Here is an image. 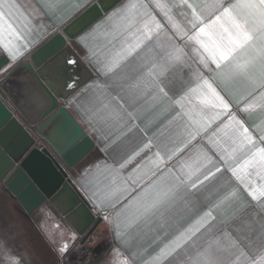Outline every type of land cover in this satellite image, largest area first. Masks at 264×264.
Listing matches in <instances>:
<instances>
[{"label": "crops", "instance_id": "0c3cea01", "mask_svg": "<svg viewBox=\"0 0 264 264\" xmlns=\"http://www.w3.org/2000/svg\"><path fill=\"white\" fill-rule=\"evenodd\" d=\"M96 1L62 0L59 7L48 11L43 7V0H11L18 5L14 23L20 30L21 36L18 40H13V43L20 49L21 54L16 61H12L0 48V59L5 58L6 63L3 68L7 69L0 70V80ZM125 2L126 0H122L75 39L69 41L87 65L91 77L61 101V105L69 111L94 142L89 154L70 170V177L79 193L89 203L95 219L101 218V220L90 236L81 243L82 236L51 204L44 203L31 214H26L16 199L3 194L0 190V264H86L88 262L115 264L117 251L122 254L121 258H131V253L135 252L134 264H144L169 239L189 225H194L213 204L218 205L213 209L214 227L211 233L203 235L199 242L201 247L210 240L222 237L226 231L233 238L243 239L244 243L252 242L253 248L259 247L264 242V201L260 203L253 201L245 187L227 170L230 166H234L236 159H239V153L231 164H225L220 160L222 149L230 150L224 134L217 132V128L222 126V122H226L227 117L222 116L220 120L208 126L207 122L194 124L193 120L184 115L191 113L194 120L200 119L195 115L200 111L199 100L191 91L199 84L198 77L194 75L195 70L203 72L210 82L220 83L215 71L204 70L197 63L198 54L191 51L192 43L189 42L184 46V42L174 36L164 17L153 9L157 19L164 25L161 40L166 41L165 33L173 36L176 43L184 47L187 54L186 63L191 65L194 71H189L187 67L169 71L160 81L167 93L166 98L154 100L149 91L134 105L130 101L132 89L129 86L136 83L146 71L141 65L146 62L151 64V54L144 52L139 56L130 57L114 71L105 74L104 64L120 48L119 40L112 41L110 37L104 35V28L107 27L104 24L105 17ZM77 5L82 6L77 7ZM178 11L174 10V13L177 21L182 23L183 18L178 15ZM28 21H31L30 26ZM102 24L104 27L92 36H88L97 25ZM210 67L215 68L214 65ZM50 74L53 83L59 86L64 94L71 84L70 74L65 66L61 63L55 65L51 68ZM13 85L11 82V86ZM16 89L19 92H16V102L21 101V107L26 106L34 113L39 105L34 99L33 92L26 89L22 83L18 84ZM14 94L12 90V97ZM226 99L230 103L231 113L236 115L246 127L256 131L264 128V112L259 108H252L247 112L241 110L244 106L242 92L229 87ZM177 101L179 103H176ZM104 103L108 104L109 109L123 105L127 113H132L129 122L115 123L111 120L102 122L94 118L92 114ZM9 104H12L11 107L21 122L29 127L27 120L13 103ZM125 119L128 120V117L125 116ZM129 127L133 129L130 132ZM66 132L60 119L54 121L48 129V133L53 137L66 138ZM148 141H152L154 145H167L168 149L173 151L177 148L182 149L176 152L171 160H167L165 155L166 162L160 166L162 169H172L174 174L182 165H191L195 168L198 164H203L206 156L212 160V164L207 165L208 167L214 170L213 166L217 165L222 170L210 182H206V186L199 190L198 195L193 197L190 203L181 204L170 213L163 229L154 231L144 224H139L125 231L123 223L135 210V205L124 212L122 210L149 182L151 172L154 170L148 158L153 157L157 151L155 146L150 150L140 151L139 155L134 156V153ZM133 156L126 167L123 169L119 167ZM254 182L260 183L255 178ZM125 188L128 191H125ZM232 192H235V196H229ZM117 199L119 202L113 207L112 202ZM118 212H122L119 218L116 215ZM105 216L109 218L108 221L103 219ZM117 219L121 221L124 233L120 239L114 234V224ZM129 238H131L130 246L126 247L122 241ZM224 242L222 239L221 243ZM64 244H67L68 248L66 252L61 253L59 249ZM102 253L103 256L98 258L97 256ZM95 257L98 259L95 260ZM171 264H177V261L173 260ZM179 264H186V257H181Z\"/></svg>", "mask_w": 264, "mask_h": 264}, {"label": "snow or ice", "instance_id": "6c2138e0", "mask_svg": "<svg viewBox=\"0 0 264 264\" xmlns=\"http://www.w3.org/2000/svg\"><path fill=\"white\" fill-rule=\"evenodd\" d=\"M61 2L62 0H43V7L52 11L59 7ZM80 6L82 5H77ZM153 9L164 17L174 36L183 41L184 46L192 43L191 51L198 54L197 63L204 70L215 71L220 80L219 84L210 82L203 72L194 71L191 65L186 63L187 54L184 47L177 44L173 36L165 33L166 41L161 40L164 25L157 19ZM174 10H179L178 15L183 18L182 23L177 21ZM17 12L16 3L0 0V48L12 61H16L21 54L20 49L13 43V40H18L21 36L14 23ZM28 24L30 26L31 21H28ZM104 24L107 25L104 35L112 41H120L119 51L104 64L105 74L114 71L130 57L139 56L144 52L151 54V64L146 62L141 65L146 71L136 83L129 86L132 89V105L149 91L154 100L166 98L167 93L160 81L169 71L177 68L182 70L185 67L194 71L199 84L191 91L199 100L200 111L195 115L200 119L194 120L191 113L184 115L193 120L194 124L207 122L208 126L220 120L222 116L227 117L226 122H222V126L217 128V132L224 134L230 150L222 149L220 160L231 164L239 153V159L227 170L245 187L253 201H264V128L256 131L246 127L231 113L230 103L226 99L229 87L235 88L244 94L242 111L259 108L264 112V0H126L120 8L105 17ZM104 24L97 25L88 36L97 33ZM67 63L73 64L75 61L69 60ZM210 65L215 68L212 69ZM0 70L7 69L0 65ZM102 112L105 114L101 115ZM92 115L102 122L111 120L115 123H128L132 113H127L123 105L109 109L108 104L104 103ZM132 130L131 127L128 128L129 132ZM154 146L157 148L153 154L154 158H148L154 168L149 182L122 210L124 212L135 205V210L123 223L125 231L139 224H144L154 231L163 229L169 214L181 204L190 203L199 190L206 186V182H210L222 170L217 165L213 166L214 170L208 167L212 160L206 156L203 164H198L195 168L182 165L174 174L172 169H162L160 166L166 162L165 155L167 160H171L176 152L182 149L173 151L168 149L167 145H154L152 141L145 143L134 156ZM134 156L129 157L119 167H126ZM254 178L260 183H255ZM124 190L128 191L127 188ZM229 196H235V192L229 193ZM118 202V199L113 201L112 206ZM216 207L217 204L211 205L194 225H189L169 239L144 264H171L173 260L179 264L181 257H186V264H264V242L253 248L252 242L244 243L243 239L233 238L227 231L222 237L200 246L203 235L211 233L214 227L213 209ZM122 212L116 214L117 218ZM103 219L109 220L107 216ZM114 230L115 236L120 239L124 233L119 219L114 224ZM222 239L224 243H221ZM130 240L131 238L122 243L128 247ZM67 248V244H64L59 251L64 253ZM121 256L117 251L115 264H134L136 259L135 252L131 253V258Z\"/></svg>", "mask_w": 264, "mask_h": 264}, {"label": "water", "instance_id": "95a60500", "mask_svg": "<svg viewBox=\"0 0 264 264\" xmlns=\"http://www.w3.org/2000/svg\"><path fill=\"white\" fill-rule=\"evenodd\" d=\"M121 1L97 0L0 80V187L19 202L26 214L44 203L51 204L82 236L81 243L101 218L95 219L89 203L70 177V170L89 154L94 142L61 105V101L91 77L69 41ZM69 60L75 63H67ZM5 63V58L0 59V65ZM59 63L65 66L71 79L64 94L50 74L51 68ZM15 83L16 86L22 83L33 92L39 105L34 113L26 106L21 107V101L16 102L19 92ZM8 102L24 116L29 127L21 122ZM59 119L67 130L66 138L48 133L50 125Z\"/></svg>", "mask_w": 264, "mask_h": 264}, {"label": "flooded vegetation", "instance_id": "af4514ba", "mask_svg": "<svg viewBox=\"0 0 264 264\" xmlns=\"http://www.w3.org/2000/svg\"><path fill=\"white\" fill-rule=\"evenodd\" d=\"M0 190H2L3 194L5 195H8V192L3 188V187H0ZM9 196V195H8ZM10 197V196H9Z\"/></svg>", "mask_w": 264, "mask_h": 264}, {"label": "rangeland", "instance_id": "374dc122", "mask_svg": "<svg viewBox=\"0 0 264 264\" xmlns=\"http://www.w3.org/2000/svg\"><path fill=\"white\" fill-rule=\"evenodd\" d=\"M75 52H76V51H75ZM23 236H24V235H23ZM103 254H104V253H102L101 255H98L97 257L99 258L100 256H103ZM97 257H95V260L98 259ZM95 260H94V261H95ZM89 263H90V262H88V263H86V264H89Z\"/></svg>", "mask_w": 264, "mask_h": 264}]
</instances>
